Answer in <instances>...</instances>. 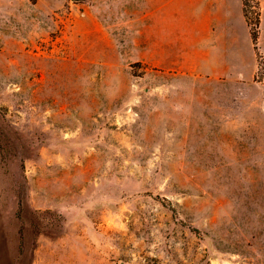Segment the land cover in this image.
I'll use <instances>...</instances> for the list:
<instances>
[{
    "label": "rangeland",
    "instance_id": "374dc122",
    "mask_svg": "<svg viewBox=\"0 0 264 264\" xmlns=\"http://www.w3.org/2000/svg\"><path fill=\"white\" fill-rule=\"evenodd\" d=\"M0 201L15 264H264V0H0Z\"/></svg>",
    "mask_w": 264,
    "mask_h": 264
},
{
    "label": "crops",
    "instance_id": "0c3cea01",
    "mask_svg": "<svg viewBox=\"0 0 264 264\" xmlns=\"http://www.w3.org/2000/svg\"><path fill=\"white\" fill-rule=\"evenodd\" d=\"M6 212L7 208L0 201V264H15V249H20V243L9 242L16 233H8Z\"/></svg>",
    "mask_w": 264,
    "mask_h": 264
},
{
    "label": "trees",
    "instance_id": "16d2710c",
    "mask_svg": "<svg viewBox=\"0 0 264 264\" xmlns=\"http://www.w3.org/2000/svg\"><path fill=\"white\" fill-rule=\"evenodd\" d=\"M254 38H256L255 35H254Z\"/></svg>",
    "mask_w": 264,
    "mask_h": 264
}]
</instances>
